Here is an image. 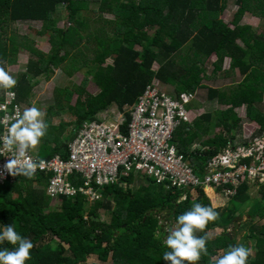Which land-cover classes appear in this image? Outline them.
<instances>
[{
  "label": "trees",
  "instance_id": "obj_1",
  "mask_svg": "<svg viewBox=\"0 0 264 264\" xmlns=\"http://www.w3.org/2000/svg\"><path fill=\"white\" fill-rule=\"evenodd\" d=\"M88 1L98 3V14L114 16L113 22L103 19L112 25V33L105 37L94 35L97 48L91 50L90 64H85L82 82L74 91H54V104L47 108L44 119L48 128L36 148L39 156L60 154L66 158L67 146L83 122L112 105L123 110L148 83H173L176 93L194 91L212 55L215 60L210 63L211 75H207L210 80L215 79L225 57L229 58V66L223 73L231 75L237 68L243 78L226 91L207 87L209 100L217 99L228 107L202 113L190 124L180 123L174 132L178 149L186 154L199 135L208 136L202 142L207 149L200 156L191 154L194 165L205 162L226 146L230 131L239 128L240 118L234 108L242 105L245 116L258 125L254 137L264 134V35L256 33L250 25L240 24L245 13L264 20V0H233L237 9L227 23L219 16L230 0H0V67L5 69L15 63L20 49L14 35L4 34L9 24L40 21L43 27L39 32H48L49 50L42 52L29 46L32 56L27 59L24 73L16 78L15 92L20 103L29 105L35 78L50 79L57 68L70 77L73 70L82 67L75 55L70 58L69 68L63 64L70 48L77 47L83 37L79 29L89 26L88 19L79 16V8ZM62 4L69 24H74L72 27L57 25L59 19L54 15ZM99 32L105 33L103 27ZM153 63L157 64L156 69H152ZM187 74L190 75L185 77ZM88 76L98 88L95 94L85 90ZM57 92L63 94L66 103L76 93L74 104L68 106L73 123H52L51 118L59 113L52 111L54 106L63 107ZM68 124L72 128L65 135ZM216 127L220 131L210 136ZM48 177L49 174L37 172L30 178L23 176L18 182L0 185V224H12L33 244L31 258L25 264H106L108 260L110 264H169L160 258L166 250L162 241L169 231L162 223H175V217L194 202L206 206H210L209 202L213 206L220 203L213 195L209 200L201 197V190L195 198L187 196L179 201L180 190L166 189L144 174L130 173L121 180L125 187L108 184L100 188L99 199L88 203L77 192L73 197L61 196V211L45 212L51 200L45 194ZM74 184L80 183L76 180ZM259 196L264 202V185ZM253 199L248 185L243 183L225 206L215 208L218 218L210 221L203 231L195 232L203 235L219 230L212 237L207 234V253L201 255L197 264H215L229 245L243 244L237 242L233 229L244 208L253 205L258 208V217L264 216V206L254 205ZM100 209L110 213V223L99 219ZM246 215L250 221L251 214L247 211ZM229 228L231 233L227 231ZM243 237L252 239L255 248L247 264H264V225L250 221ZM0 247L11 250L14 245L5 241ZM219 251L221 254L216 256ZM90 255H95L98 263L86 262Z\"/></svg>",
  "mask_w": 264,
  "mask_h": 264
},
{
  "label": "built area",
  "instance_id": "obj_2",
  "mask_svg": "<svg viewBox=\"0 0 264 264\" xmlns=\"http://www.w3.org/2000/svg\"><path fill=\"white\" fill-rule=\"evenodd\" d=\"M194 98V92H169L156 82L148 83L127 108L129 119L118 113L113 121L99 117L83 122L67 146L66 158L60 154L44 158L29 151L28 155L43 162L34 174H49L45 192L51 199L73 197L80 192L93 201L101 198L99 190L105 185L125 187L121 180L130 173L144 174L166 189L180 190L179 201L187 196L195 198L198 190L206 188L230 199L243 183L249 189L257 188L259 193L264 185V134L251 138L253 131L246 132L243 140L228 142L218 153L196 165L191 154L200 156L207 149L201 140L193 141L186 154L178 149L174 132L180 123H191L195 117L189 107ZM22 111L15 86L0 88V136L6 134L9 124ZM9 155L5 152L0 156V185L23 177L8 174L4 165ZM220 156H229V164L222 165ZM76 180L80 184L75 185Z\"/></svg>",
  "mask_w": 264,
  "mask_h": 264
},
{
  "label": "rangeland",
  "instance_id": "obj_3",
  "mask_svg": "<svg viewBox=\"0 0 264 264\" xmlns=\"http://www.w3.org/2000/svg\"><path fill=\"white\" fill-rule=\"evenodd\" d=\"M138 1V0H136ZM227 7L224 10V12L219 16L220 20H222L223 22L227 23L231 20L233 13L236 11L237 6L235 5V3L233 2V0L228 1L227 3ZM97 7H98V3L95 1H88L87 5L85 7H80L79 8V16L85 19H88V28H86L85 30L83 29H79V32L83 35V37H81L82 39H80V43L78 44L77 47H72L69 50L68 53V58L67 61L63 64L65 67L69 68L71 65V60L70 58L72 56H77L75 59L77 62L82 63V67L80 68H76L75 70H73L72 75L70 77H68L67 75L64 74L63 70L61 68H57L54 69L53 74L51 75L50 79H46L43 76H39L37 78H35L33 80L34 82V86L32 88V92L29 96V105L27 104H22V108L24 110L25 107L31 106V105H35L42 113H43V120L45 119V115H46V110L48 107H50V105L54 104L52 101V97L54 94L55 90H70V91H74V89L77 87V85H79L82 82V78L85 74V64L88 63L92 58L90 52L91 50H94L95 48H97L96 44H95V37L94 35H102L103 37L109 35L110 33H112V25H109L108 23H105L103 21L104 20H109L111 22H113L112 20H114V16H112L111 14H98L97 12ZM57 13L54 15L56 17H58V23L57 25L61 28H67V27H72L74 24H69V21L67 20V11L64 7V4L58 6L57 9ZM101 15V18H100ZM109 22V23H111ZM240 24H244V25H250L251 28L256 31V33H261L262 35H264V20L262 19H258L254 16H252L249 13H245L243 14V17L240 20ZM43 27L42 22L40 21H34V22H15L13 24H9L6 29H5V35L6 36H11L14 35L15 41L20 43V49L18 50L17 54H16V62L11 64V65H6L5 69L6 71L13 77L17 78L21 73H24L25 71V66H26V62L27 59L30 58L32 56V54H30L29 51V46H32L34 49H37L39 51L42 52H47L50 48L49 42H48V32L46 33H40V29ZM103 27V30L105 31V33H100L99 29ZM148 28H144V30H147ZM237 43H240L237 40ZM81 51V52H80ZM79 52V53H78ZM215 60V56L212 55L209 57V60L207 63H205V73L204 76L202 78V81L200 83V85L195 89L196 91V101L194 102V104L196 105L197 108H202L204 110L205 113L208 111H217V110H224L226 107H228V105L226 104H222L219 102H215L214 100H208L207 98V87H217V88H223L225 89V91L228 89V87L232 86L233 84L238 83L239 81H241V79L243 78V76H241L238 73L237 68H234V70H232L231 75H223L224 70H226L229 66V58L225 57L221 66V69L216 73L215 78H219V76L221 77V80H218L217 82H212L208 76L211 75V70H212V65L210 64L211 61ZM109 61V59L107 60ZM90 64V63H88ZM105 65V63H104ZM103 65V66H104ZM157 68V64L153 63L152 64V69H156ZM190 74H187L185 77H187ZM208 75V76H207ZM222 75L224 76L222 78ZM89 82L86 85L85 90L88 93L91 94H95L98 92V88L95 86V84L90 80V76H88ZM157 85L161 88H165L167 89L169 92H172L173 90H175V86L173 83H167L166 85L163 84L160 81H156ZM58 95H61V104L63 105V107L61 109H57L58 107L54 106L52 111H59L57 116H53L51 118V121L54 125H58V123H68L74 122V117L71 115L70 111L68 110V106H72L76 100V93L72 94L71 99L66 103L63 100V94H61L60 92H57ZM264 97V95H263ZM236 113L238 114V117L240 118V123H241V129L243 130V128H245L246 131H255V129L258 128V126L256 124H252L250 123V121L248 120V118L245 116V108L244 106H241L240 108H238L237 110H235ZM96 115H98L101 119L106 118V121H113L118 113L117 110L115 109V107L112 105L110 107H108L107 109H104L103 111L98 112ZM72 128L71 124H68L65 127V135H68L69 130ZM220 131V128L216 127L213 129L212 132H217ZM253 133L251 138L253 137ZM211 136V135H210ZM208 136L202 135L198 137V139H196V141L198 140H203L206 139ZM242 139H240L241 141ZM37 146L33 149H31L30 151L33 152L34 154H37ZM38 155V154H37ZM39 156V155H38ZM41 157V156H40ZM34 176V175H33ZM251 189V188H250ZM249 189V192H250ZM210 190V191H208ZM251 191L253 192L251 195L254 198L253 199V204L256 205L257 203L260 205V207L264 206V202L259 200L260 196L259 193L257 192V188H253V190L251 189ZM201 194L203 198H206L207 200L210 199V197L216 196V197H223L222 194L220 192L217 191H213L210 188H206V189H202ZM182 195V194H181ZM225 197H223L224 199ZM255 198L258 200L256 201ZM86 199H88L86 197ZM89 200V199H88ZM87 202L89 203L90 201ZM112 200V198H111ZM227 200L225 199L224 202L226 201V203L224 205H215V208L217 207H223L227 204ZM209 202V201H208ZM62 201H60L59 199H51L49 200L48 203V207L45 209V212L48 211H61L62 210V206H61ZM210 206H213L210 202H209ZM245 206V205H244ZM243 206V207H244ZM253 205H249L246 206L244 208L243 214L242 216H239V220L236 221L235 223V227L233 229V233L236 236V240L238 243H243L245 246H247L251 252L250 255L253 256L254 254V242L252 239H246L245 237H243V234L247 233V228L248 225L250 224V221H252L253 223H259V224H263L264 225V216L263 218L258 217V208H254ZM248 211V213L251 214V218L250 221L248 220V217L246 215V212ZM98 214H99V219L101 221H104L105 223H110L111 219H110V213L107 212L106 210L100 209L98 210ZM87 217V216H86ZM238 222L241 223L238 224ZM163 225H165V229H169V231L175 226V223L172 222H163ZM170 226V227H169ZM231 229L229 228L230 231L229 233H231ZM219 230H210L207 232V234L212 237L214 236L216 233H218ZM55 241H58L57 238H54ZM64 246V248L67 249V245L66 244H62ZM221 252L219 251L218 255H220ZM88 263H98V259L95 255H90L87 258ZM110 260H108V262L106 264H110Z\"/></svg>",
  "mask_w": 264,
  "mask_h": 264
},
{
  "label": "clouds",
  "instance_id": "obj_4",
  "mask_svg": "<svg viewBox=\"0 0 264 264\" xmlns=\"http://www.w3.org/2000/svg\"><path fill=\"white\" fill-rule=\"evenodd\" d=\"M16 83V79L6 69L0 67V88L12 89ZM173 91L175 92V90ZM190 92L195 93V98L189 105L191 111L195 113L194 120L201 113L198 112L194 104L196 91ZM8 94L14 95L12 92ZM132 104L125 106L121 111L114 107L117 113H123L127 120L129 119L127 108ZM98 118L99 116L95 115L92 120H98ZM47 128L48 125L43 120V113L35 105L25 107L22 112L16 114V118L7 128L6 134L0 136V156L5 152L10 154L7 156L10 159L4 165L9 175L30 178L37 168L43 166L42 161L35 160L28 155V152L39 144L40 139L46 134ZM218 159L222 165H228L230 157L220 156ZM119 185L124 187L123 184ZM218 215L215 206L192 203L189 209L175 217V226L167 232L166 238L162 241L166 250L162 252L160 258L169 264H186V262L187 264H197L201 255L207 253L208 235L207 233L196 235L195 232L203 231L210 221H215L218 218ZM5 241L14 247L11 250L0 247V264H25L31 258L32 241L17 232L12 224H0V244ZM250 252L251 250L243 244L229 245L223 254L215 260V264H247Z\"/></svg>",
  "mask_w": 264,
  "mask_h": 264
},
{
  "label": "crops",
  "instance_id": "obj_5",
  "mask_svg": "<svg viewBox=\"0 0 264 264\" xmlns=\"http://www.w3.org/2000/svg\"><path fill=\"white\" fill-rule=\"evenodd\" d=\"M136 48H138L137 46H136ZM223 75H226V74H223ZM222 75V78L224 77ZM218 80H221V77L219 76V78H215V79H213V80H211L212 82H217ZM161 82V81H160ZM163 84H167V83H163ZM215 88H217V87H215ZM221 89V88H220ZM223 89V88H222ZM209 100V99H208ZM215 102H218L217 101V99H213ZM212 101V100H211ZM242 106H244V108H245V105H242ZM241 106H239V107H236V108H234V111L235 110H237L238 108H240ZM227 108V107H226ZM198 109V112L199 113H201V112H204V110L202 109V108H197ZM206 112V111H205ZM235 113H236V111H235ZM236 115L238 116V114L236 113ZM249 120V119H248ZM250 121V123H252V124H256L254 121H251V120H249ZM257 125V124H256ZM258 126V125H257ZM240 128H241V123H239V128H236V129H232L231 131H230V134H229V138H228V142H237V141H240V139H244V135L246 134V132H249V131H246L245 130V128H243V130L241 129V131H240ZM256 130H258V129H255V131H254V133L256 132ZM219 131H217V132H211V134H209V135H214V134H216V133H218ZM245 132V133H244ZM254 133H253V137H254ZM256 134V133H255ZM258 137V136H257ZM198 139V138H197ZM207 139V138H206ZM196 140V139H195ZM205 139H203V140H201L202 142L204 141ZM203 144V143H202ZM205 146V145H204ZM218 200L220 201V203H218V204H220V205H224L225 203H226V201L224 202V200L225 199H223V197H218Z\"/></svg>",
  "mask_w": 264,
  "mask_h": 264
}]
</instances>
